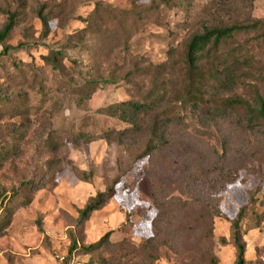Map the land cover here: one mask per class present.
I'll return each instance as SVG.
<instances>
[{"label":"rangeland","instance_id":"rangeland-1","mask_svg":"<svg viewBox=\"0 0 264 264\" xmlns=\"http://www.w3.org/2000/svg\"><path fill=\"white\" fill-rule=\"evenodd\" d=\"M231 1L236 0L20 2L25 5L22 20L6 45L23 47L0 56V92L22 106L20 112L11 111L0 100V207L7 204L14 211L11 225L0 234V264H234L231 221L244 207L246 264H264V219L254 213L264 212V127L247 129L240 112L217 115L207 104L212 94L247 101L264 95V41L247 44L254 33L228 46L230 53L250 61L246 71L237 72V86L229 89L228 84L220 91L207 84L200 92L203 102L176 105L170 145L140 162L137 171H130L132 161L122 145L97 140L76 146L70 137L128 127L98 110L137 99L148 89L146 73L128 77L129 69L163 63L168 49L181 52L205 24L264 19V0ZM38 4H47V37L37 17ZM15 6L16 0H0L4 9ZM92 14L89 33L68 43L67 37L84 28ZM5 22L6 14L0 12V29ZM61 47L67 70L57 75L43 57ZM112 73L116 83L87 87L92 96L85 97L88 80ZM183 78L180 73L172 81L170 97L183 90ZM13 130L20 154L16 158L2 149L10 145ZM54 130L64 139L56 185L32 194L24 187L8 202L20 181L44 173L49 156L43 140ZM144 140L138 138L135 147ZM118 177L115 196L76 228L77 210ZM154 220L158 232L146 242ZM70 229L79 246L110 235L96 251L70 254Z\"/></svg>","mask_w":264,"mask_h":264},{"label":"trees","instance_id":"trees-1","mask_svg":"<svg viewBox=\"0 0 264 264\" xmlns=\"http://www.w3.org/2000/svg\"><path fill=\"white\" fill-rule=\"evenodd\" d=\"M19 1V2H18ZM16 0L14 8L4 9L0 7V12L6 14V22L0 29V46L1 55H6L10 51L23 47V44L17 46L6 45L11 33L22 20L25 5L20 3L23 0ZM156 1V0H153ZM160 3L168 5L170 0H158ZM243 3L250 0H241ZM237 2L231 1L233 5ZM47 11V4L37 5V17L42 23V35L47 37L50 33V21ZM93 14L86 18V26L72 34L68 38V43L79 41L81 37L86 36L92 29L91 19ZM255 34L247 44L251 41L261 43L264 41V19H255L247 17L245 20H233L228 22H220L219 24L209 23L189 36L185 42V46L181 52L176 47H171L167 51V58L163 63L147 66L148 68L137 67L127 71L128 77L138 75H146L149 77V87L137 99H130L113 104H109L98 110L100 114L113 117L128 125L127 128L116 130L107 129L102 132H78L70 135L71 141L79 146L84 143H91L97 140H105L107 143L116 142L122 145L129 154L132 161L130 171H137L139 163L150 158L155 152L167 148L171 143V128L176 124L177 114L176 105H186L193 102L196 105L204 101V96L200 94L201 89L205 85H211L222 91L225 85L228 88L236 87L239 81L238 71L244 69L248 58L240 56L238 53H230L228 46L239 36H249ZM45 63L51 68L52 72L57 75L65 74L67 67L65 65L66 53L61 47L59 49H50L48 54L43 57ZM250 61H248L249 63ZM75 69V68H74ZM248 68H245V71ZM81 71V70H80ZM152 71V73H151ZM79 73V70H77ZM184 74L183 90L177 96L170 97L171 89L174 88L172 81L178 78L179 74ZM111 76H96L88 80L86 87L95 89L100 84L116 83ZM86 98H91V92L85 90ZM22 97L19 95L18 99ZM1 103L11 111L22 110L21 104L16 99H11L7 93L0 92ZM212 104V109L217 115L228 113L230 111L240 112L241 122L247 129L256 130L264 127V95L256 94L253 101H247L240 97H224L220 94H212L207 102ZM16 130H13L10 137V145L2 148L7 156L13 158L19 157V149L16 146ZM57 131H52L48 137L43 140L49 158L43 164L44 173L39 177L34 175L26 180L20 181L18 186L11 189V195L8 202L17 198L22 188L27 187L29 193L42 189L45 185L51 183L53 186L57 183V177L62 165L59 153L64 146V139L59 138ZM53 134H55L53 136ZM144 137L145 140L137 149V139ZM41 169V170H42ZM120 177L114 179L113 183L105 190L99 191L95 196L91 197L84 207L79 208L76 228H79L87 221L92 213L101 209L116 194V187L120 182ZM252 202L255 201V195H252ZM4 200L3 202H5ZM28 198L25 204L30 203ZM0 234L4 233L11 225L13 209L7 208V204L0 207ZM246 208H241L231 221V239L236 249V260L234 264H246V242L244 240V232L242 230V221L246 216ZM3 213V214H2ZM255 216L262 220L264 212L259 214L254 212ZM158 224L156 220L153 223V235L147 238L146 242L155 239L158 232ZM42 229V228H40ZM110 233L105 234L99 241L87 246H79L77 237L73 230H69L71 245L69 253L74 251L92 252L102 247L105 241H108ZM67 263V262H66Z\"/></svg>","mask_w":264,"mask_h":264}]
</instances>
